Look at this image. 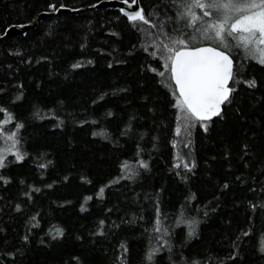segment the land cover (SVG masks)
<instances>
[{
    "label": "trees",
    "instance_id": "16d2710c",
    "mask_svg": "<svg viewBox=\"0 0 264 264\" xmlns=\"http://www.w3.org/2000/svg\"><path fill=\"white\" fill-rule=\"evenodd\" d=\"M101 1L0 0V32L37 21L22 38L0 35V148L14 132L26 153L22 161L6 153L0 167V264H264V66L242 61L257 86H238L207 132L197 123L178 137L170 89L151 70L163 71L161 62L144 51L157 29L137 22L141 32L117 9L93 8ZM50 3L81 12L38 19L54 13ZM139 4L158 13L149 16L157 25L176 27L172 0ZM189 149L192 171L174 167ZM157 207L171 252L148 261L162 244L152 231ZM178 217L198 220L197 234L188 238Z\"/></svg>",
    "mask_w": 264,
    "mask_h": 264
},
{
    "label": "snow or ice",
    "instance_id": "6c2138e0",
    "mask_svg": "<svg viewBox=\"0 0 264 264\" xmlns=\"http://www.w3.org/2000/svg\"><path fill=\"white\" fill-rule=\"evenodd\" d=\"M123 3L128 5V8H121L120 11L129 21L133 22V26L138 27L137 22H140L157 29L155 33L146 34L150 39L148 40L149 46L144 47V51L149 52L150 56L161 62L163 71L159 68L151 70L156 72L170 89L174 100L172 107L176 109L175 133L178 137L182 133L190 136L191 129L197 123L207 132L209 122L213 117H219L221 120L225 118L226 106L232 105L236 100L233 94L237 91L238 86L246 85L250 89L257 86V80L254 77L246 79L241 73L244 66L242 61L252 60L264 66V0H172V5L176 8L174 17L176 27L171 30H166L163 22L157 25L149 19V16L158 15V13L145 15L142 7L132 8V4H136L137 0H123ZM65 7L67 6L63 3L59 5V8ZM59 8L54 3L48 5V9L53 12L59 11ZM181 21H184L182 27L180 26ZM9 27L12 26L9 25ZM16 27H23V25ZM189 28L190 32L187 31ZM138 30L144 31L139 27ZM5 32L6 30L0 32V35H4ZM81 46L83 47V45ZM233 49H236L238 53L235 69ZM71 67L75 69L80 65L73 63ZM98 99H103V94ZM235 111L240 112V109L236 108ZM107 115L111 116L112 112L108 111ZM241 118H243L242 114ZM15 127L19 129L22 124L18 122ZM126 127L128 126L126 125ZM93 135L95 136L97 133L93 132ZM7 140L10 142L8 146L0 148V167L5 164L6 152H13L16 161H22L26 155L17 148L19 141L16 138V133L9 132ZM177 142L176 139L172 140L174 147ZM182 142L185 148H189L190 141ZM244 147L246 149L248 146ZM190 155V149L188 153H177L174 156V160L177 161L174 167H180L182 162L183 169L191 172L195 167V161L186 159ZM225 155L227 156L228 153L226 152ZM138 163L147 168V162L141 160ZM126 168V164H121L122 170ZM176 174L183 175V178L187 179V175L181 172ZM0 179L6 178L0 177ZM64 179L67 180L68 177H64ZM85 179L86 177H81V180ZM88 182L90 183V181ZM223 187H228L227 182ZM39 190V188H35V191ZM103 193L104 186H101L96 195L99 197ZM23 195L28 196V193L25 192ZM92 198L91 195H87L84 200L88 201ZM20 207V204L16 205L17 209ZM251 207L255 209L256 205L253 204ZM260 207H264V204H261ZM80 208L83 211L85 205L81 203ZM159 216L160 211L157 207V218L152 231L158 234L162 233L158 236V239L162 240V244L147 250L148 261L153 259L155 252L163 251L165 247H168L171 252L169 240L163 238L164 235L169 234L170 230L160 226ZM99 223L104 225L105 221L100 220ZM177 223L187 224L188 238L197 234L198 220L195 218L181 220L178 217ZM100 234L103 232L101 231ZM62 235L63 230L57 229L56 236ZM243 235L247 236L248 232H244ZM21 240L27 244L29 236L24 235ZM120 247L122 254H126L128 250L123 242ZM233 247H238V245L233 242ZM259 251L264 253V243H261ZM7 255L12 256L14 253L9 252ZM235 255L236 252H233L232 256ZM173 264L176 262L173 261Z\"/></svg>",
    "mask_w": 264,
    "mask_h": 264
},
{
    "label": "water",
    "instance_id": "95a60500",
    "mask_svg": "<svg viewBox=\"0 0 264 264\" xmlns=\"http://www.w3.org/2000/svg\"><path fill=\"white\" fill-rule=\"evenodd\" d=\"M137 6L141 7L139 4V0H137L136 4H132V8H136ZM93 8H103V9H117L120 11L121 8H128V5L124 4L123 1L119 0H107V1H101L100 3L96 4ZM81 12L80 10H70L67 8H59V11L54 13H43L39 15L38 19H46L47 17L51 15H59V14H79ZM121 12V11H120ZM121 14L127 19V17L121 12ZM37 25V21L35 20L32 24L23 25V27H16L17 25H14L12 27H9L3 37H17L22 38L26 35L27 32L33 30ZM218 117H213L212 120L216 119Z\"/></svg>",
    "mask_w": 264,
    "mask_h": 264
},
{
    "label": "rangeland",
    "instance_id": "374dc122",
    "mask_svg": "<svg viewBox=\"0 0 264 264\" xmlns=\"http://www.w3.org/2000/svg\"><path fill=\"white\" fill-rule=\"evenodd\" d=\"M9 143H10V142H9ZM9 143H8V144H9ZM6 153H8V152H6ZM6 153H5V154H6Z\"/></svg>",
    "mask_w": 264,
    "mask_h": 264
}]
</instances>
